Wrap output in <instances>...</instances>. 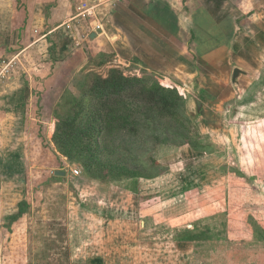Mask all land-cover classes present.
Returning <instances> with one entry per match:
<instances>
[{
	"label": "rangeland",
	"instance_id": "374dc122",
	"mask_svg": "<svg viewBox=\"0 0 264 264\" xmlns=\"http://www.w3.org/2000/svg\"><path fill=\"white\" fill-rule=\"evenodd\" d=\"M75 5L76 16L91 13L94 20L62 37L69 59H24L32 67L29 115L39 122L22 116L0 121V264H101L97 257L103 264H264V19L240 20L247 52L232 53L225 67L221 54L194 53L179 40L169 46L157 35L159 24L142 21L155 34L134 22L142 18L133 11L131 21L116 24L124 40L92 39L89 27L101 35L109 27L95 19L112 11L123 16L127 2ZM233 68L243 71L238 84ZM112 69L154 78L185 100L180 115L186 126L140 111L129 120L141 118L137 137L120 131L103 143L106 163L157 177L141 178L138 186L131 175L93 178L52 139L55 112H68L72 97ZM195 148L200 158L182 156ZM57 171L66 177L56 179ZM185 178L193 186L185 187ZM23 202L27 212L12 222Z\"/></svg>",
	"mask_w": 264,
	"mask_h": 264
},
{
	"label": "crops",
	"instance_id": "0c3cea01",
	"mask_svg": "<svg viewBox=\"0 0 264 264\" xmlns=\"http://www.w3.org/2000/svg\"><path fill=\"white\" fill-rule=\"evenodd\" d=\"M75 1L0 0L1 122L4 121L6 124L7 120L12 118L19 120L20 116L25 119L27 117L36 123L39 122L33 115H29L28 105L32 97L28 93L27 85H29V77L31 79L29 71L32 67L28 69L24 59L29 58L37 63L36 59L40 58L41 61H47L46 64L49 61L54 64V62L69 59H66L63 51L66 48L62 37L65 36L67 30L77 33L75 30L78 27L88 22L92 23L94 20L91 19V13L88 17H86L87 13L81 17L76 16ZM126 2L127 8L125 7L123 16L112 11L107 13L108 16H105L107 18L95 19V25L98 23L109 25L104 34L101 35V31L96 34L97 40L114 37L124 40L123 27L116 24L119 19L120 22L121 20L131 21V11H133L135 15L142 18H133L134 22H139L148 30L150 28L144 24L148 22L147 18H151L156 25L159 24L158 29L154 26L155 30L160 31L158 34L150 30L160 39L168 40L169 46H175L176 40H179L194 53L197 51L195 48H201L204 54H221L223 59L227 60V63H224L225 67L231 66V59L228 57L232 53L240 55L246 51L240 40L242 34L239 33L240 30L246 31V29L243 28L244 22L240 20L264 19V13L259 11L264 5V0H126ZM97 12H99L98 9ZM97 17H99L98 13ZM254 25L257 26V23L255 22ZM258 30L257 35L259 36ZM94 31L89 27V34H95ZM185 37L188 42L183 40ZM201 39H204L203 46L199 43ZM249 43L255 48L259 45L255 39L249 40ZM39 54L43 57H38ZM235 69L233 68L234 71ZM22 72H25L27 76L20 77V79L18 77ZM41 130L39 127L38 133ZM183 150L182 156H192L193 159L203 155L195 150ZM96 261L101 264L105 263L103 257H97Z\"/></svg>",
	"mask_w": 264,
	"mask_h": 264
},
{
	"label": "trees",
	"instance_id": "16d2710c",
	"mask_svg": "<svg viewBox=\"0 0 264 264\" xmlns=\"http://www.w3.org/2000/svg\"><path fill=\"white\" fill-rule=\"evenodd\" d=\"M184 105V97L177 89L168 88L151 77H127L121 70L112 69L108 77L96 76L92 84L82 90V95L72 97L68 112H55L56 124L52 139L62 155L71 161L81 162L93 178L131 175L134 177L133 184L138 186L141 178L157 177L138 174L120 164L106 163L102 154L106 151L104 145L108 136L115 132L131 131V136L137 137L141 118L138 121L132 119L140 111H145L146 114L148 110H152L186 126L185 119L180 115ZM194 150L202 153L197 148ZM104 171H108V175H103ZM186 178L185 187L193 186ZM131 191L136 193L134 189ZM27 208L26 202L21 203L18 214L11 216L10 220L15 222L22 218Z\"/></svg>",
	"mask_w": 264,
	"mask_h": 264
},
{
	"label": "water",
	"instance_id": "95a60500",
	"mask_svg": "<svg viewBox=\"0 0 264 264\" xmlns=\"http://www.w3.org/2000/svg\"><path fill=\"white\" fill-rule=\"evenodd\" d=\"M96 34L92 35V38H95ZM243 73V71H241L240 69H235L234 74H233V83L234 84H238V79L241 76V74ZM198 107L201 108L202 107V103L200 101H198ZM56 177H60V178H65L66 177V173L64 171H57L55 173Z\"/></svg>",
	"mask_w": 264,
	"mask_h": 264
},
{
	"label": "built area",
	"instance_id": "2783aa9c",
	"mask_svg": "<svg viewBox=\"0 0 264 264\" xmlns=\"http://www.w3.org/2000/svg\"><path fill=\"white\" fill-rule=\"evenodd\" d=\"M74 174H75V175H80V171H79V170H75V171H74Z\"/></svg>",
	"mask_w": 264,
	"mask_h": 264
}]
</instances>
